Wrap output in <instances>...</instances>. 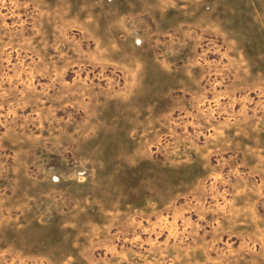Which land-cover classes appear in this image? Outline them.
<instances>
[{"label": "rangeland", "instance_id": "1", "mask_svg": "<svg viewBox=\"0 0 264 264\" xmlns=\"http://www.w3.org/2000/svg\"><path fill=\"white\" fill-rule=\"evenodd\" d=\"M0 264H264V0H0Z\"/></svg>", "mask_w": 264, "mask_h": 264}, {"label": "crops", "instance_id": "2", "mask_svg": "<svg viewBox=\"0 0 264 264\" xmlns=\"http://www.w3.org/2000/svg\"><path fill=\"white\" fill-rule=\"evenodd\" d=\"M166 73L172 75V73H170L169 71H166ZM170 88H171V90H173V89H172V86H171ZM166 92H168V89L166 90ZM166 92H163V94L161 95V98H162V99H164V96H165ZM139 135H143V133H140ZM193 154L195 155L194 152H193ZM192 156H193V155H192V153L190 152V153H189V156H188V158H187V161H190V157H192ZM194 157H195V156H194ZM195 158H196V157H195ZM193 159H194V158H193ZM183 161H184V160H183ZM134 162H135V161H134ZM177 162H179V161H177ZM190 162H191V161H190ZM190 162H189V163H190ZM193 162H194V161H192L191 163H193ZM189 163H187V164H189ZM187 170H188V172H190V170H192V167L190 166ZM177 181H178V183H180V178H178Z\"/></svg>", "mask_w": 264, "mask_h": 264}]
</instances>
